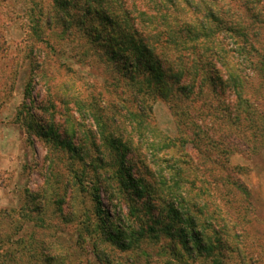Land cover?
I'll return each mask as SVG.
<instances>
[{"label": "rangeland", "instance_id": "1", "mask_svg": "<svg viewBox=\"0 0 264 264\" xmlns=\"http://www.w3.org/2000/svg\"><path fill=\"white\" fill-rule=\"evenodd\" d=\"M74 3L68 7L73 15V36L68 37L62 25L49 29L44 19L33 29L30 13L34 10L39 17L41 11H51L52 0H0V264H108L97 249L113 264L158 263L161 243L148 242L149 263L136 253H122L103 232L87 227L95 224L97 200L111 217L127 213V208L112 206L105 186L91 181L93 173L79 194L67 170L70 160L63 150L69 147L71 129L90 122L82 120L81 104L108 106L112 115L111 103L136 94L125 79L116 87L119 72L105 67L92 50V57L79 59L91 49V34L77 33ZM178 3L184 20L197 28L203 24L209 36L189 44L187 65L194 68L186 81L184 77L172 88L181 97L179 87L191 84L195 94L183 99L185 104L150 101L153 119L171 138L181 136L182 129L191 163L204 162V170L212 172L201 176L210 182L213 177L228 181L214 192L233 208H246L242 239L246 251L254 254V264H264V0ZM157 29L167 30L162 25ZM117 37L104 35L97 45L104 54L116 53L114 66L126 71L129 56L122 49L133 44ZM150 39L156 40L153 35ZM199 57L207 75L201 90L192 83ZM214 68L219 79L213 85L208 78L214 77L209 73ZM86 129L78 130L71 141L80 145ZM233 182L242 194L230 185Z\"/></svg>", "mask_w": 264, "mask_h": 264}, {"label": "trees", "instance_id": "2", "mask_svg": "<svg viewBox=\"0 0 264 264\" xmlns=\"http://www.w3.org/2000/svg\"><path fill=\"white\" fill-rule=\"evenodd\" d=\"M52 1L51 11H41L39 17L33 14L34 10L30 13L33 29L37 30V24L44 19L49 29L62 25L64 34L72 37L69 31L73 15L68 7L75 2L77 33L91 34V49L83 52L79 59L82 60L83 55L92 57V50L105 67L119 72L113 83L116 87L125 79L136 92L133 99L124 97L111 103L112 115L107 114L108 106L98 109L81 104L82 120L90 121L87 125H77L78 130L88 128L85 139L80 145L74 144L71 139L78 130L71 129L69 147L63 150L68 154L67 170L79 194L85 192V180L93 173L91 181L105 186L112 206L121 210L127 208V213L122 211V215L111 217L97 200L95 224H87V227L103 232L122 253L132 256L136 253L135 257L143 256L149 263L151 256L146 246L155 241L161 243V250L156 253L159 262L154 264H254V254L246 251L242 239L241 220L246 216V208L235 209L231 201L224 203L214 192L218 184L225 185L228 181L213 177L210 182L201 176L200 173L206 171L205 164L194 166L191 163L186 148L189 140L182 129L181 136L171 138L163 134L153 119L152 103L157 99L170 105L185 104L183 99L190 100L195 94L191 84L183 83L179 87L181 97H176L172 88L184 77L186 81L192 72L194 67L187 65V54L192 48L189 44L201 43L203 37L209 36L208 29L203 24L199 28L188 24L182 17L184 11L178 0ZM159 25L165 27L166 32H159ZM104 35L111 38L120 35L133 44V48L122 49L129 56L126 71L114 66L116 53H112L115 54L112 57L100 51L97 42L102 41ZM152 35L156 38L154 43L150 39ZM44 42L57 53L48 39ZM199 63L195 66L192 83L201 90L207 75ZM209 73L214 75L208 78L214 85L219 79L218 71L214 68ZM151 97L153 100L149 99ZM132 103L135 110L131 109ZM199 131L207 134L200 127ZM109 144L113 150L108 149ZM219 167L226 172V167ZM206 172L212 175L210 169ZM230 185L243 193L235 182ZM96 252L101 260L114 263L99 249Z\"/></svg>", "mask_w": 264, "mask_h": 264}]
</instances>
